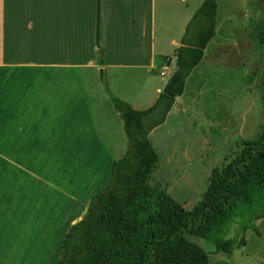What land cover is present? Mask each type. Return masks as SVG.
Wrapping results in <instances>:
<instances>
[{"label":"crops","instance_id":"1","mask_svg":"<svg viewBox=\"0 0 264 264\" xmlns=\"http://www.w3.org/2000/svg\"><path fill=\"white\" fill-rule=\"evenodd\" d=\"M152 2L0 0L1 261L16 255L17 259L24 234L29 232L24 223H40V209L46 205L58 209L53 214L59 220L65 218V225L49 230L65 233L107 185L117 158L114 151L122 152L123 147L109 148L102 139L103 123L96 121L86 74L128 68L155 71ZM125 4L133 7L130 16L147 17V21H126L132 25L124 26L122 32L117 24ZM128 43L133 44L130 50ZM171 43L175 49L180 45V41ZM164 67L169 78L175 67L171 70L161 64L159 74ZM151 87L150 91L143 88L134 99L145 100L144 108L155 103L164 86L152 83ZM119 100L132 107L126 99ZM177 101L178 97L172 109L180 106ZM34 215L33 221L28 219ZM253 222L255 233L230 264H264V218ZM30 230L38 229L30 226Z\"/></svg>","mask_w":264,"mask_h":264},{"label":"rangeland","instance_id":"2","mask_svg":"<svg viewBox=\"0 0 264 264\" xmlns=\"http://www.w3.org/2000/svg\"><path fill=\"white\" fill-rule=\"evenodd\" d=\"M203 1L153 0L152 30L157 55L154 72L128 68L107 70L102 75L99 72L86 74L85 83L96 121L103 123L102 139L109 148L123 147L122 152L114 151L115 160L127 151L128 141L121 119L115 115L111 96L126 99L134 109L146 105L141 104L145 100L135 101L137 96L143 88L152 90V83L165 85L168 75L160 76L158 67L162 64L174 69L175 47L171 41L179 43L181 31ZM123 8L117 24L122 32H125L124 26L132 25L126 21H147V17L130 16L132 6L126 8L125 4ZM145 10L146 7L142 8V12ZM216 24L215 36L178 97L180 106L172 109L164 125L149 138L158 156L151 184L165 191L186 211H192L200 201L212 172L226 165L243 141L259 139L264 129V0H217ZM132 45L128 43L127 48L130 50ZM165 59L170 64L163 63ZM114 152H110L113 159ZM54 211L58 209L46 205L39 210L45 216L40 223L37 220L32 222L34 224L24 223V229L29 232L27 236L24 234L22 251L18 252L17 259V255L7 257L5 262L0 260V264H55L64 231L49 229H62L66 220H59ZM35 217L28 219L33 221ZM30 226L38 230H30ZM254 231V225L242 232L235 224L224 237L236 241L243 237L248 241ZM188 240L208 253L211 264L231 263L243 253L242 246L234 248L231 256L214 253V247L202 239L188 236ZM56 247L58 252H55Z\"/></svg>","mask_w":264,"mask_h":264},{"label":"trees","instance_id":"3","mask_svg":"<svg viewBox=\"0 0 264 264\" xmlns=\"http://www.w3.org/2000/svg\"><path fill=\"white\" fill-rule=\"evenodd\" d=\"M216 15L217 0H204L192 15L175 49V70L151 107L134 109L111 96L128 149L112 162L107 185L82 218L63 234L55 264H211L208 253L188 236L230 256L245 245L243 237H224L230 227L236 224L244 232L264 218V129L259 139L243 141L235 156L212 172L192 211L151 184L158 156L149 134L183 94L186 79L215 36Z\"/></svg>","mask_w":264,"mask_h":264},{"label":"built area","instance_id":"4","mask_svg":"<svg viewBox=\"0 0 264 264\" xmlns=\"http://www.w3.org/2000/svg\"><path fill=\"white\" fill-rule=\"evenodd\" d=\"M167 72H168L167 67H164L160 74L161 76H166Z\"/></svg>","mask_w":264,"mask_h":264}]
</instances>
